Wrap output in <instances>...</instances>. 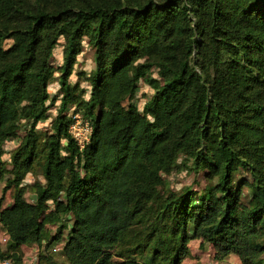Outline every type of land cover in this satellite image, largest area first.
<instances>
[{"label": "trees", "instance_id": "16d2710c", "mask_svg": "<svg viewBox=\"0 0 264 264\" xmlns=\"http://www.w3.org/2000/svg\"><path fill=\"white\" fill-rule=\"evenodd\" d=\"M84 42L95 64L87 98L69 79ZM55 71L60 103L43 137L44 184L28 202L20 184L37 154ZM140 80L153 93L139 110ZM71 107L92 123L81 150L67 131ZM21 120L29 125L4 187H13V201L0 206L14 249L40 244L51 220L61 221L54 240L68 226V264H179L190 238L211 243L218 258L264 264V0H0V175L3 144ZM185 163L204 171L203 192L167 191L152 230L132 229L153 212L162 174ZM239 168L250 181L234 180ZM8 257L21 263L20 250H0Z\"/></svg>", "mask_w": 264, "mask_h": 264}, {"label": "rangeland", "instance_id": "374dc122", "mask_svg": "<svg viewBox=\"0 0 264 264\" xmlns=\"http://www.w3.org/2000/svg\"><path fill=\"white\" fill-rule=\"evenodd\" d=\"M63 43V38L59 37L57 43L55 44L52 50L51 56V64L54 69H57L62 62L61 58V47ZM11 44V40L7 39L4 41V46L7 47ZM93 48H91L88 44L84 42L82 52L77 56L76 63L73 67V72L69 77L72 83L79 82L80 87L84 89V98H87L89 95V84L86 80L87 75L91 71H93L95 64L93 61ZM154 70L153 76L157 79V74ZM58 72H54L53 75L49 79L48 83V93L50 100L48 103V110L45 114V118L39 121L36 125V130L39 133V139L37 142V154L32 161V167L30 171H27L21 180V184L24 187L23 197L28 202H33L32 198L34 197L33 192L36 190V187L44 184V179L41 174V160L43 156L42 148H43V137L50 132L52 121L54 116L56 115L57 108L60 103V94L58 93ZM153 93L152 87L140 80L139 89L135 95L136 104L139 110L143 106L144 102L151 96ZM123 104H127V101H124ZM72 108V107H71ZM74 108V107H73ZM29 122L26 120H21L19 129L14 138L8 139L3 144V153L1 159L3 161L4 172L0 175V206L1 208L12 204V195H13V187L6 188V180L12 177L11 169V154L13 149L17 146L20 138L22 137L23 132L27 129ZM178 159V163L180 162ZM162 178L165 180V185L159 188V198L153 204L152 210L153 212L149 214L147 218H144L139 223L134 224L132 229L135 231H143L146 232L145 225L149 224V230H152V225L157 223L158 221H153V215L155 211V207L161 201L160 196H164L167 191H175L179 192L182 189L188 187L193 191V197L200 195L203 192L204 187L208 184V179L204 175L203 170L195 171L187 163L184 164L182 168L173 169L169 173L162 174ZM241 178H245L247 181H250V176L247 170L239 168L235 173L234 180L238 181ZM243 201L252 204L251 200V192L247 187H243ZM51 207V204L49 205ZM46 215L49 212H45ZM72 218L68 215L63 218V222H71ZM45 235L46 239L43 240L40 244L33 242H27L20 246V254H21V263L20 264H43L44 259L43 255H49L51 259L57 264H68L66 257L63 253L64 244L67 240V227L63 229L62 236L59 239L54 240V234L57 226L61 223V221L53 222L51 220H45ZM191 228V226H190ZM189 228V229H190ZM48 242L47 246L46 243ZM199 238H190L187 242L189 253L180 261L179 264H240V259L238 255L235 253H230L223 258H218L215 249L211 243L202 242ZM14 244L9 239L6 231L0 225V250L9 251L18 249H14ZM10 253V252H9ZM135 256L138 257L139 254L136 253ZM11 260V263L14 264V260L11 257H8ZM112 259L114 261H120L121 258L113 256Z\"/></svg>", "mask_w": 264, "mask_h": 264}, {"label": "built area", "instance_id": "2783aa9c", "mask_svg": "<svg viewBox=\"0 0 264 264\" xmlns=\"http://www.w3.org/2000/svg\"><path fill=\"white\" fill-rule=\"evenodd\" d=\"M68 116L70 122L68 123L67 131L81 150L90 140L92 123L87 117L73 111V107L70 108ZM0 264H11V261L9 258H0Z\"/></svg>", "mask_w": 264, "mask_h": 264}]
</instances>
